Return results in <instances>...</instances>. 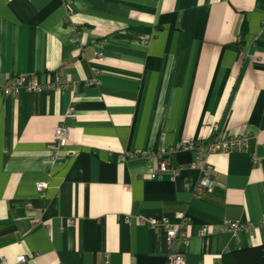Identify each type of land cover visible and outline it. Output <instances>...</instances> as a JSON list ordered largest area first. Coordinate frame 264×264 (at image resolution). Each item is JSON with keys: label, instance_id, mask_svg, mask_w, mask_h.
Listing matches in <instances>:
<instances>
[{"label": "crops", "instance_id": "1", "mask_svg": "<svg viewBox=\"0 0 264 264\" xmlns=\"http://www.w3.org/2000/svg\"><path fill=\"white\" fill-rule=\"evenodd\" d=\"M18 75L67 85L0 96V264H216L264 244V0H0V83ZM242 130L247 149L168 152L155 177L161 148Z\"/></svg>", "mask_w": 264, "mask_h": 264}, {"label": "built area", "instance_id": "2", "mask_svg": "<svg viewBox=\"0 0 264 264\" xmlns=\"http://www.w3.org/2000/svg\"><path fill=\"white\" fill-rule=\"evenodd\" d=\"M97 56L102 57L103 53L98 52ZM67 85V81L62 76H56L54 81H51L50 83L43 82L36 77H30L26 78L25 76L18 75L14 76L10 83L7 85H3L0 83V96H16L21 93V90H27V91H45V90H56L61 87H65ZM215 131L219 130V124H215L214 126ZM70 136V128L66 125H58L55 129V135L54 140L52 143V150L54 153H58L61 149V147L66 143ZM251 138V134L246 131L242 130L240 131L236 136H221L219 134L213 136V138L207 142L204 143L203 141H197L195 142L192 139H182L179 143L173 145L169 149L167 148H161L159 150V157L160 162L158 165V171L157 174H155V177L158 175H162L164 172L171 171L172 168L169 167V162L164 158V155L168 152H176L180 149H204L206 150V153H215V152H230L235 149H247L249 146V141ZM201 153V152H200ZM149 154H154L153 152ZM137 155L143 156L146 155V153L141 154H131V157H136ZM211 171H212V165L208 162H204L202 168H201V177L198 183L199 190L202 192V190H207L212 186V180H211ZM47 183L46 182H39L37 183V191L43 192V190L46 188ZM180 217L187 222V215L185 213H181ZM184 225L179 224H166L165 225V231H166V239L169 244L173 243L179 235L183 237L182 228ZM247 225L244 223L238 224V223H226L224 225V230L226 231H233L236 232L239 228H246ZM210 230L208 225H203L200 229V234L204 235ZM17 260L19 262L25 263L27 261L26 257L24 255H20ZM106 264H110L109 262H106ZM166 264H186L185 259L182 255L170 252L167 258ZM216 264H222V261L219 260Z\"/></svg>", "mask_w": 264, "mask_h": 264}, {"label": "trees", "instance_id": "3", "mask_svg": "<svg viewBox=\"0 0 264 264\" xmlns=\"http://www.w3.org/2000/svg\"><path fill=\"white\" fill-rule=\"evenodd\" d=\"M221 261L222 264H264V244L227 252Z\"/></svg>", "mask_w": 264, "mask_h": 264}, {"label": "rangeland", "instance_id": "4", "mask_svg": "<svg viewBox=\"0 0 264 264\" xmlns=\"http://www.w3.org/2000/svg\"><path fill=\"white\" fill-rule=\"evenodd\" d=\"M229 223H238V224H241L242 222H240V221H235V222H229ZM240 229H242V228H239V229H237L236 231H238V230H240ZM232 232H233V231H232ZM182 233L184 234L183 237H181V235H179L178 238H177L176 240H178V239L185 240V239H186V237H185V233H184V231H183V228H182ZM176 240H175V241H176ZM175 241H174V242H175ZM174 242L171 243V244H169V245H173ZM173 253H175V252H173ZM177 254L182 255L181 253H177ZM182 256H183V255H182ZM183 257H184V256H183ZM185 263H186V262H185Z\"/></svg>", "mask_w": 264, "mask_h": 264}]
</instances>
